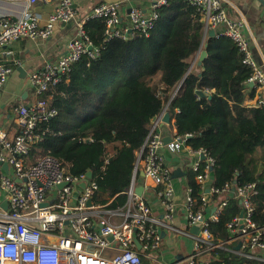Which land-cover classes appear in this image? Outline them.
I'll return each mask as SVG.
<instances>
[{
    "label": "built area",
    "instance_id": "2783aa9c",
    "mask_svg": "<svg viewBox=\"0 0 264 264\" xmlns=\"http://www.w3.org/2000/svg\"><path fill=\"white\" fill-rule=\"evenodd\" d=\"M11 1L23 4L25 9L19 16L0 14V89L14 70V64L7 63L1 56L12 52L10 47L15 41L46 39L53 33L55 23L68 22L75 16L74 0H41L53 3L51 13L41 24L39 15L33 12V5L38 0ZM186 1L201 13L205 31L213 29L216 36H228L235 43L242 54V62L251 68L247 81L264 89V72L252 59L248 40L241 34L242 21L228 17L222 0ZM167 2L151 0L148 13L132 6L121 12L119 1L99 2L89 17L104 21L102 44L95 46L84 23H77L66 51L33 70L28 76L29 83L42 95L60 81H68L73 64L81 57L95 59L99 56L103 42L148 35L158 17V9ZM158 94L163 95L161 91ZM256 103H264V96ZM167 107L168 103H165L152 121L137 154L133 178L125 191V204L106 208L105 205H93L91 201L97 188L93 178L65 172L54 155L45 154L33 163L25 162L24 156L39 138L38 123L54 117L57 109L48 97H39L30 104H18L15 108L18 133L9 137L5 129H0V162H6L13 170V175L4 173L0 177V190L7 201L5 209L0 205V264H164L153 260L149 252L162 245L158 224L173 228L162 223L142 195L135 192V173L141 168L144 176L157 185L156 195L163 208V218L169 222L175 209V192L172 171L164 163L158 151L160 147L176 151L183 146L195 155L192 170L196 172L195 178L201 188L210 179L215 161L203 148L194 149L185 143L189 134L175 135L164 142L158 126ZM201 160L205 164L200 170ZM82 182H85L84 187ZM230 188H233L235 199L240 201L242 216L238 214L226 223L229 237L219 242L212 240L209 223L218 219L228 200L216 202L208 215L204 212L206 196L200 197L201 204L196 207L191 189L187 188L185 218L190 227L197 226L196 233L186 232L193 239L192 251L185 258L187 264H211L209 260L200 262L199 257L216 248L264 262V227L257 226L251 219L250 197L256 194L255 183H226L222 188L211 185L209 191L220 193ZM89 201L91 205H88ZM135 239L140 242V249L136 248ZM141 257L147 258V262L143 263Z\"/></svg>",
    "mask_w": 264,
    "mask_h": 264
},
{
    "label": "trees",
    "instance_id": "16d2710c",
    "mask_svg": "<svg viewBox=\"0 0 264 264\" xmlns=\"http://www.w3.org/2000/svg\"><path fill=\"white\" fill-rule=\"evenodd\" d=\"M84 29L95 46L102 44V19L90 18ZM202 50L206 54L197 70L191 61ZM250 74L251 68L242 62V54L228 36H210L194 6L186 0H168L158 9L148 35L103 42L99 56L81 57L68 81L42 94L44 98L52 94L50 102L57 114L38 123L39 138L24 156L25 162L51 154L73 176L91 170L97 185L93 205L123 206L137 154L152 121L168 103L176 135L189 134L187 145L203 148L214 158L212 186L255 183L251 219L264 227V171L253 158L264 145V103H244L247 88L249 96L255 93L248 86ZM157 75L159 87L151 85ZM204 164L201 160L200 170ZM195 175L191 168L186 172L198 207L204 189ZM139 178L137 171L134 182ZM210 197L216 201L218 194ZM239 213L238 200H228L218 219L209 223L214 242L229 237L226 223ZM207 259L211 264H264L223 248L211 251Z\"/></svg>",
    "mask_w": 264,
    "mask_h": 264
},
{
    "label": "crops",
    "instance_id": "0c3cea01",
    "mask_svg": "<svg viewBox=\"0 0 264 264\" xmlns=\"http://www.w3.org/2000/svg\"><path fill=\"white\" fill-rule=\"evenodd\" d=\"M104 1H119L121 12H124L128 7L132 6L139 7L144 12L148 13L151 4V0H74V18L68 22L55 23L53 33L50 37L46 39H18L10 47L12 52L1 56V59L7 63L14 64V70L4 86L0 89V129H5L9 137H12L19 131L16 122V106L18 104L33 103L37 98L42 97L41 94L36 92L35 87L29 83V74L33 70L43 66L45 62L55 60L64 53L69 40L75 34L77 23H86L89 20L88 18H90L89 15L93 8L99 2ZM222 5L229 18L242 21L240 27L241 34L248 40L252 59L257 64L258 68L264 72V0H222ZM24 9V5L19 2L0 0V14L19 16L23 13ZM52 9L53 3L51 2L38 0L33 5V12L39 15L41 24L45 23ZM197 55L192 58L191 67L199 70L200 66H197ZM19 66H22L20 70H18ZM158 79L159 75L151 81V85L155 83L156 86L159 87ZM248 86L254 87L255 93L253 96H249L250 89L247 88L244 103L246 105H255L259 99L263 98L264 89L257 87L256 84L248 83ZM51 96L52 94L48 93L47 97L49 100ZM177 111L178 110L175 109V112ZM165 112H168V110ZM174 120V117L169 115V121L164 122L162 120L158 126L159 133L163 139H165L164 142L169 141L176 135ZM158 151L162 155L166 166L171 169L172 172L173 170L177 171V175L173 178L175 209L169 222L164 219L163 208L156 195L157 185L145 176L142 177L139 175L140 178L135 181V185H143L142 197L150 206L155 216H157L162 223H166L167 225L170 224L173 228L171 229L167 226L158 224V230L162 237V245L159 249L149 253H151V258L156 262L164 264H187L185 258L192 251L193 239L186 234L187 231L192 232V227L188 225L185 218L184 203L188 188L186 172L190 168L192 169L196 156L188 153L183 146L176 151H171L166 146H162ZM253 158L258 160V169H260L261 172L264 171V145L255 151ZM258 169L256 172L257 174L259 173ZM211 172L210 179L202 188L204 192L201 193V196H206L204 212L208 215L212 212L216 202L223 199L236 200L233 188L217 193L218 198L216 201L210 200V196L213 194L209 191V187L211 186L209 181L212 179ZM4 173L13 175V170L10 166L5 170L2 168V165H0V177ZM6 202V195L0 190V205ZM238 203L240 204L239 200ZM110 240H112V238ZM210 253L211 252L202 254L199 257L200 262L208 260L207 258ZM143 262L146 263L147 258H144ZM245 264H256V262L251 261Z\"/></svg>",
    "mask_w": 264,
    "mask_h": 264
},
{
    "label": "water",
    "instance_id": "95a60500",
    "mask_svg": "<svg viewBox=\"0 0 264 264\" xmlns=\"http://www.w3.org/2000/svg\"><path fill=\"white\" fill-rule=\"evenodd\" d=\"M208 34L210 36H213V35H215V31L213 29H209L208 30ZM205 54H206L205 50H202V51L198 52V55H197V66H200L201 65V62H202ZM21 67L22 66H19L18 67V70H20ZM249 83L250 84H253L252 82H249ZM197 93L198 94H201V95L203 94L201 90H197ZM162 120L164 122H168L169 121V113L168 112H165L163 114ZM201 158H203V156H201ZM0 165H2V168H4L5 170L8 168V164L6 162H0ZM85 175H86L87 178H92V171L91 170H88L85 173ZM139 175L142 176V177L144 176V172H143V170L141 168L139 169ZM176 175H177V171L176 170H173L172 177L174 178ZM62 185H64V183L63 184H60L58 187H61ZM84 185H85V182H82L81 183V186L84 187ZM143 189H144L143 185H135V192L138 195H142ZM44 205H45V203H44ZM88 205H91V202L90 201L88 202ZM6 206H7V203H3L2 204V207L3 208H6ZM239 216H242V212L241 211L239 213ZM191 231L193 233H196L197 232V226H193L192 229H191ZM111 238L112 237H109V239H111ZM134 243H135L137 249H140L141 248V244H140V242L137 239L134 240ZM238 247H239V244L236 245V248H238Z\"/></svg>",
    "mask_w": 264,
    "mask_h": 264
}]
</instances>
